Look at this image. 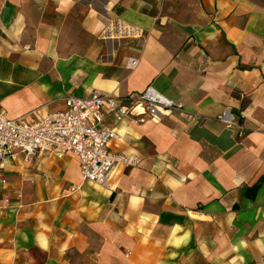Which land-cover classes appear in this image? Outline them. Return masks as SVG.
I'll list each match as a JSON object with an SVG mask.
<instances>
[{"label":"crops","instance_id":"0c3cea01","mask_svg":"<svg viewBox=\"0 0 264 264\" xmlns=\"http://www.w3.org/2000/svg\"><path fill=\"white\" fill-rule=\"evenodd\" d=\"M111 19L145 36L101 39ZM151 86L183 112L108 116L140 163L107 185L71 153L0 162V264H264V0H0L10 119Z\"/></svg>","mask_w":264,"mask_h":264},{"label":"built area","instance_id":"2783aa9c","mask_svg":"<svg viewBox=\"0 0 264 264\" xmlns=\"http://www.w3.org/2000/svg\"><path fill=\"white\" fill-rule=\"evenodd\" d=\"M145 31L119 19H111L101 33V39H141ZM137 60H130L134 68ZM174 112H183L180 103L171 100L154 87L125 98L94 91L88 97L69 96L65 107L42 118L23 115L10 119L0 107V162L22 155L30 162L39 155L62 158L71 153L79 159L82 181L107 185L118 165L137 167L140 158L135 154L118 153L113 145L121 140L115 128L104 126L109 116L117 122L134 119L136 123L160 122ZM219 120L234 125V117L224 110ZM192 121L203 119L194 115Z\"/></svg>","mask_w":264,"mask_h":264}]
</instances>
